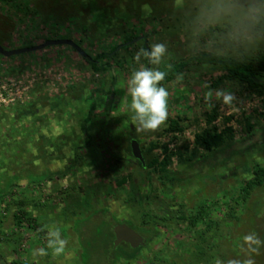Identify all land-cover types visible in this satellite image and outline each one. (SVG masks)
<instances>
[{
    "label": "rangeland",
    "instance_id": "1",
    "mask_svg": "<svg viewBox=\"0 0 264 264\" xmlns=\"http://www.w3.org/2000/svg\"><path fill=\"white\" fill-rule=\"evenodd\" d=\"M104 1L102 6L99 2L103 1L77 0L82 12L88 10L94 18L86 22L84 32L68 35L91 56L121 42L126 33L140 35L141 32L147 34L148 48L154 43L167 46L161 64H149V67L159 69L171 59L193 53L184 31V14L174 9L173 0L164 2L170 7L166 14L171 19L166 14L161 18L154 16L147 0H116L115 4L113 0ZM16 4L0 0V44L4 48L32 46L61 34L51 31L50 24L41 16L28 15ZM145 5L151 9L150 13L144 11ZM141 45L142 41H137L116 54L122 65L110 60L116 76L113 96L106 94L112 85L110 69L94 71L68 45H50L9 57L0 54L3 98L0 101V195H4L0 201V264H13L15 260L20 264H100L105 258L100 240L95 247L82 250L83 242L89 244L99 227V219L90 213L92 203L94 208L108 211L106 218L113 215L117 220L139 223L146 203L139 205L133 200L132 185L149 195L154 208H160L161 200L168 205L173 227L178 222L181 204L187 205V211L198 202L204 203L210 207L208 217L225 225L234 224L231 217L242 216L239 224L234 225L241 237L231 240L242 245L237 249L239 254L230 257V261L238 260L242 264L251 258L255 264H264L259 254L262 250L252 252L243 241L250 233L258 238L260 232L264 233V216L259 214L262 207L254 204L253 211L246 215L229 198L240 181L251 177L252 165L264 163V90H247L237 81H224L212 87L220 71L208 65H191L172 82L161 84L169 92L166 122L154 132L138 131L131 119L127 81L133 70L144 67L141 58L139 62L134 59ZM260 51H264V46L243 60H250ZM95 88L102 91L92 92ZM210 89L213 90L211 107L205 101ZM217 89L235 95L231 106L215 99ZM91 107L94 110L90 113ZM213 107L217 109V117L211 126L230 131L227 136L231 148L226 151L241 152L235 153L225 166L206 167L198 172L187 168L190 163L187 160L208 154L195 144L194 137L209 126L203 112ZM87 116L89 119L84 121ZM173 118L179 121L182 130H166ZM129 136H134L142 146L147 161L153 157L161 161L163 147L167 146L173 153L167 170L179 181L172 184L161 180L152 167L141 168L127 151ZM177 152L183 153V159L177 157ZM122 178L126 181L121 183ZM95 190V196L91 197ZM258 198L263 199L264 205V186L252 192L250 205ZM19 200L25 201L22 209L36 220L34 228L26 221L21 226L15 224ZM77 204L84 207L83 211L86 209L84 214L78 213ZM258 208L260 211H256ZM179 223L177 230L159 227L157 237L138 259L127 264H150L149 260L158 264L155 256L160 264H163L161 256L176 260L172 254L178 247L184 250V256L192 254V244L200 237L197 231L205 226L199 223L197 229H190L186 221ZM103 225L108 227L109 221ZM39 230L41 233L37 235ZM50 232H59L67 241L62 252L56 253L49 246V240L54 239ZM213 233V236L219 234ZM262 248L264 251V244ZM40 249L44 250L43 254Z\"/></svg>",
    "mask_w": 264,
    "mask_h": 264
},
{
    "label": "trees",
    "instance_id": "2",
    "mask_svg": "<svg viewBox=\"0 0 264 264\" xmlns=\"http://www.w3.org/2000/svg\"><path fill=\"white\" fill-rule=\"evenodd\" d=\"M8 2H17L16 6L23 12H27L28 15H39L43 19L45 23L50 24V29L54 33L61 32V34H56L53 39L58 38H69V33L71 32H84L85 28H83L86 22L94 18L88 10L82 12L81 5L77 0H7ZM99 2L102 6L105 2L104 0ZM114 4L116 0H113ZM112 1V2H113ZM142 2L144 0H137ZM151 3L153 8L154 16L158 18L164 17L170 7L165 6L164 2L166 0H147ZM172 1V0H171ZM146 2V1H145ZM173 6V4H171ZM170 5V6H171ZM176 10V8H174ZM179 10V9H178ZM169 19L172 18L169 14H166ZM6 17L11 20V17L6 15ZM92 20V19H91ZM64 31V33H62ZM141 35V36H140ZM137 33H126L123 36V40L119 43H115L109 48L102 50L95 54V56H91L86 52L87 56L83 57L78 54L89 64V66L94 71H106L110 69L112 76V85L106 91V94L113 96L112 86L114 81L116 80V76L113 72L112 63L110 60H114L119 65H122L121 60L116 59V54L124 49L127 50L128 45L135 43L137 41H142L141 48H148L147 43V34L141 32V34ZM49 39V38H47ZM46 39V40H47ZM71 39V38H69ZM76 44L79 45L78 41L72 39ZM80 46V45H79ZM81 47V46H80ZM72 48V47H71ZM73 49V48H72ZM75 50V49H73ZM76 51V50H75ZM141 62L144 67H149V61L141 56ZM191 65H208L210 67L216 68L220 71V74L214 78L211 83L212 87H218L224 81H237L241 84L245 85L247 90H257L262 92L264 90V84L260 82H256L254 79H262L264 80V51L257 52L254 57L250 60L243 59H223L210 56L207 52H193L186 57L171 59L166 63H163L159 70L165 71L167 73L165 79L161 81V84L172 82L175 78L185 72ZM102 91L99 88L93 89L92 92H100ZM109 109V105L106 108ZM94 107H91L89 112H93ZM203 117L205 122L209 125L204 128L201 132L196 133L194 137L195 144L201 147L204 151H207L208 154L206 156L201 157L200 159L191 160L190 158L187 161H190L187 168H191L195 171L202 172L206 167H215V166H225L229 162L234 159L235 153H240L239 150H231L226 151V149L230 150L231 146L228 139L227 134L228 131H219L216 127L211 126V123L217 117V109L216 107L211 108L210 110H206L203 112ZM89 117L87 116L84 121H87ZM249 120V118L247 119ZM247 128L250 129V125L247 124ZM167 131H177L182 130V126L179 124L177 119H170L168 122V126L166 128ZM135 138L134 136H129L127 139V151L131 154L130 140ZM141 148V152L144 158V165L141 164L140 161L136 159L141 168L155 169L159 175L160 179L168 180L170 183L175 184L179 181V178L169 173L167 170V166L171 163L172 152L168 151L167 146L163 147V159L159 161L158 157H153L151 160L145 158L144 150ZM218 153H222L218 155ZM133 157V156H132ZM177 157L179 159H183V153L177 152ZM134 158V157H133ZM248 169V168H247ZM248 171V170H247ZM251 177L246 180L240 181L236 190H234L233 194L229 196L230 201L237 203L241 206L242 212L244 214H248L253 211L252 206L254 204L258 205L259 208L256 211H260L259 214L264 216V205L263 199L258 198L255 203L250 205V198L252 192L264 186V163L256 162L250 168ZM126 180L122 178L120 182H125ZM132 193L131 196L136 203L142 205V203H146V208H144L142 212V218L139 223L131 220V219H123L117 220L115 216L110 215L109 218H106L105 215L108 212L106 209H97L94 208V203L92 205V215H95L99 221L98 226L96 227V237H92L89 244L83 242L82 250L84 252L88 247H95L98 240H100V245L102 246L103 255L105 258L101 260L100 264H127L130 261L138 259L139 255L143 249L149 246V243L157 237V231L159 227L173 228V230H177V227L181 225L179 220L186 221L187 227L190 229H195L199 223L204 224L205 229L199 230L198 235L200 237L193 242L194 252L189 256H184V250L181 247H178L176 251L173 252V255L176 257V260H172L171 258H167V256H161V263L165 264H216L217 260L220 263L229 262L230 257H236L239 252L237 249L241 247V243L231 242L232 239L238 237L240 239L241 235H237V226L239 221L242 220V216L231 217V222L233 225L229 224H221L218 220H213L211 217H208V211L210 207L204 203L198 202L194 206H191L186 211V204H181V212L178 216V222H174L176 226H172L173 217L171 216L170 209L168 205L165 204L162 200L160 201V208H154L151 201L149 200V195L142 193L137 189L136 186H131ZM93 190V189H92ZM91 190H88L87 193L90 194ZM92 196H95L96 190L93 191ZM227 193V192H225ZM225 195V194H224ZM4 195H0V201H2ZM92 199V198H91ZM90 199V200H91ZM19 205V209L16 213H14L15 224L17 226H21L23 221L28 222L30 227H35L37 225L36 220L29 216L27 212H25L22 207L25 205L24 200H19L17 202ZM79 210V214H84L86 212L84 207L79 204L76 205ZM163 207V208H162ZM185 207V209H182ZM255 207V205H254ZM6 209V207H5ZM94 210V211H93ZM77 214V212H74ZM102 220V221H101ZM245 220V219H244ZM109 221L108 227L103 224ZM264 221V220H263ZM125 222L130 227L134 228L140 235L144 237L145 245L137 248H132L128 243L122 242L118 244L116 247L113 246V226L117 223ZM251 226L254 225L251 222ZM235 225V226H234ZM197 229V228H196ZM261 230V229H260ZM219 232L217 234L216 232ZM262 231V230H261ZM212 232L216 233L214 236ZM40 230L37 232V235H40ZM213 233V234H214ZM211 234V235H210ZM260 240L264 242V233L260 232ZM80 240L83 238L82 235L79 236ZM179 243V241H177ZM81 244V243H80ZM86 245V246H85ZM180 245H184L180 241ZM179 245V246H180ZM85 248V249H84ZM258 250H262L259 252L261 257V262L264 261V251L262 245ZM16 253L18 249L14 250ZM241 253V252H240ZM222 255V256H220ZM263 256V258H262ZM158 258V256H155ZM156 260L159 263V260ZM150 264H153V260H149ZM99 263V262H98ZM13 264H20L19 260L13 261ZM261 264V263H260Z\"/></svg>",
    "mask_w": 264,
    "mask_h": 264
},
{
    "label": "clouds",
    "instance_id": "3",
    "mask_svg": "<svg viewBox=\"0 0 264 264\" xmlns=\"http://www.w3.org/2000/svg\"><path fill=\"white\" fill-rule=\"evenodd\" d=\"M173 7L183 12L184 31L193 52H207L210 56L223 59H243L264 46V0H173ZM144 11L150 13L148 5ZM167 52L163 43H154L149 49L141 48L134 59L141 56L151 65H160ZM167 73L158 68L143 67L133 70L127 81L131 97L132 122L141 132H154L168 118L169 92L161 86ZM207 87V85H205ZM213 90L205 94V101L212 106ZM215 99L231 106L236 97L223 89L215 90ZM49 246L56 253L62 252L67 241L59 232H50ZM244 244L257 252L264 244L255 233L243 237ZM43 254L44 250H39ZM216 264H220L217 260ZM241 264V261H229ZM242 264H255L249 258Z\"/></svg>",
    "mask_w": 264,
    "mask_h": 264
},
{
    "label": "water",
    "instance_id": "4",
    "mask_svg": "<svg viewBox=\"0 0 264 264\" xmlns=\"http://www.w3.org/2000/svg\"><path fill=\"white\" fill-rule=\"evenodd\" d=\"M50 45H68L76 50L80 55L83 57H86V52L78 45L76 44L72 39L69 38H58V39H47L44 42L32 46H25V47H19V48H13V49H6L0 44V54L3 56L9 57L12 55L34 51V50H40L44 47L50 46ZM256 82H260L264 84V80L262 79H254ZM130 147H131V154L132 156L141 162L142 165H144V158L141 152V148L139 145V142L132 138L130 140ZM113 233H114V239H113V246L116 247L118 244L125 242L128 243L130 247L137 248L140 246L145 245L144 237L140 235L134 228L130 227L127 223L121 222L117 223L113 226Z\"/></svg>",
    "mask_w": 264,
    "mask_h": 264
},
{
    "label": "built area",
    "instance_id": "5",
    "mask_svg": "<svg viewBox=\"0 0 264 264\" xmlns=\"http://www.w3.org/2000/svg\"><path fill=\"white\" fill-rule=\"evenodd\" d=\"M0 101H3L2 94L0 93Z\"/></svg>",
    "mask_w": 264,
    "mask_h": 264
}]
</instances>
